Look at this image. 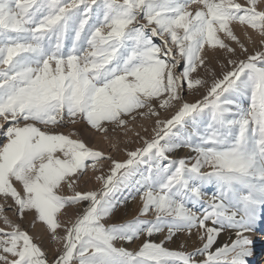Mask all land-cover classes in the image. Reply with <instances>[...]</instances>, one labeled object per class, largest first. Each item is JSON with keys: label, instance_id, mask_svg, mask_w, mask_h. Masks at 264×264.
<instances>
[{"label": "snow or ice", "instance_id": "1", "mask_svg": "<svg viewBox=\"0 0 264 264\" xmlns=\"http://www.w3.org/2000/svg\"><path fill=\"white\" fill-rule=\"evenodd\" d=\"M0 130V264H248L264 0H0Z\"/></svg>", "mask_w": 264, "mask_h": 264}, {"label": "rangeland", "instance_id": "2", "mask_svg": "<svg viewBox=\"0 0 264 264\" xmlns=\"http://www.w3.org/2000/svg\"><path fill=\"white\" fill-rule=\"evenodd\" d=\"M250 51H252V49L250 48L249 49ZM189 99H195V98H189ZM149 122L148 121H139L138 122V125L136 126L137 127V129H138V127H139V124H148ZM7 127V125H5V128ZM83 125H77V126H68V127H65V128H62V129H59V131H61V132H63L64 134H69L70 132H76V133H80L81 131H82V129H83ZM0 131H2V130H0ZM149 135V137H150V133L148 134ZM123 137H121V147H123L124 145H123ZM5 142V138L2 136V135H0V146H2V144ZM96 146L97 147H99V148H102L105 152H108V151H110L111 150V146H110V142H107V141H104L102 138L101 139H99L98 141H97V144H96ZM138 146H140L139 144H136V143H133V144H129L128 145V147L129 148H132V149H134L135 147H138ZM182 150H184V149H182ZM184 151H186V149L184 150ZM179 152H181V150L179 151ZM178 152V153H179ZM186 153H187V151H186ZM114 155H116L115 153H114ZM183 155H186V154H183ZM182 155V156H183ZM116 158L117 159H123L124 157H123V155L121 154V155H117L116 156ZM105 167H107V166H105ZM88 176L89 177H94V174L92 173V172H89L88 173ZM100 187V185L98 184V183H96L95 181H94V179H91V180H89L86 184H83V185H81V190H97L98 188ZM209 191H211V189H209ZM125 195H128V193L127 192H124V193H120V194H118V197L119 198H123V196H125ZM136 199H137V201H136ZM136 199H135V201L136 202H138V200H139V196L137 195L136 196ZM135 201H131V202H128L127 204H126V208H123V209H120L118 212H117V219H131L132 218V216H134L135 214H136V212H137V209H139L138 208V205H137V209L135 208V210H132V209H129V205H131V203H136ZM8 203H11V201H9ZM3 204H5V201L3 200V198L2 197H0V205H3ZM125 209V210H124ZM127 210V211H126ZM130 211V212H129ZM132 211V212H131ZM121 212H122V214H121ZM10 216H11V213L9 212L8 213ZM132 216H131V215ZM130 216V217H129ZM14 220L16 219V217H12ZM17 222L18 223H22V227H28L29 225L27 224V222L25 221V222H21V221H18L17 220ZM263 233H264V222L262 223V221L260 220V222L257 224V226H256V229H255V231L253 232V233H251L250 234V237H251V239H253V235H255L256 236V240H253V249H256L257 251H258V257H257V260H255V263L256 264H262L261 262H262V260L261 259H264V237L262 236L263 235ZM62 235H63V233H61ZM225 234H229V233H225ZM159 239H160V237H157L156 238V240H157V242L159 241ZM142 240H143V238H141V240H139V241H135V242H133V243H125V244H123V246L124 247H126L127 249H129V250H132V251H136V250H138V248H139V246L141 245V243H142ZM225 242L223 241V239H221L220 237L218 238V240H217V244L216 245H214V248L215 247H219V246H221L222 244H224ZM116 246H121L119 243L116 245ZM170 249H172V250H180L179 248H178V245L177 244H172V243H170V244H168L167 245ZM196 246H199L198 244L197 245H193L191 242H189V244H188V248H187V250L188 251H191L192 250V248L193 247H196ZM258 246V247H257ZM57 247H62V244L61 245H57ZM45 249L48 251V256H49V259H52V257H53V255L55 254L54 253V248H53V246L52 245H50V244H47V243H45ZM250 259L251 258H249V261H250ZM249 261H248V264H251V263H249Z\"/></svg>", "mask_w": 264, "mask_h": 264}, {"label": "bare ground", "instance_id": "3", "mask_svg": "<svg viewBox=\"0 0 264 264\" xmlns=\"http://www.w3.org/2000/svg\"><path fill=\"white\" fill-rule=\"evenodd\" d=\"M185 150V149H184ZM184 150H181V152H179L177 155L178 156H182L183 154H187L186 153V151H184ZM135 201V200H134ZM136 201H137V199H136ZM135 201V202H136ZM131 202V201H130ZM137 205H138V208L141 206L140 205V202H139V200H138V202H136L135 204L134 203H131V205H129L128 207H129V209H132V210H135V208L137 207ZM137 209V208H136ZM125 210V209H124ZM138 210V209H137ZM127 211V210H126ZM136 211V210H135ZM130 212V211H129ZM132 212V211H131ZM119 213V212H118ZM121 214H122V212H121ZM131 215V214H130ZM132 216V215H131ZM130 217V216H129ZM261 221H262V223L264 222V219H261ZM229 235H231V233H229L228 235L227 234H222L221 236H220V238L221 239H223V241L224 242H226V241H228V236ZM263 237H264V233H263V235H262ZM257 238H256V236L255 235H253V240H256ZM264 241V240H263ZM228 242H230V241H228ZM258 247V246H257ZM257 257H258V251L256 250V249H254V252H253V255L250 257L251 259H250V261H249V263H251V264H256L255 263V260H257ZM262 260V264H264V259H261Z\"/></svg>", "mask_w": 264, "mask_h": 264}]
</instances>
